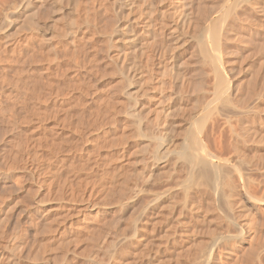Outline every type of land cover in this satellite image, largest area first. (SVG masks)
Returning <instances> with one entry per match:
<instances>
[{"label":"bare ground","instance_id":"1","mask_svg":"<svg viewBox=\"0 0 264 264\" xmlns=\"http://www.w3.org/2000/svg\"><path fill=\"white\" fill-rule=\"evenodd\" d=\"M263 125L264 0H0V264H264Z\"/></svg>","mask_w":264,"mask_h":264},{"label":"rangeland","instance_id":"2","mask_svg":"<svg viewBox=\"0 0 264 264\" xmlns=\"http://www.w3.org/2000/svg\"><path fill=\"white\" fill-rule=\"evenodd\" d=\"M263 130H264V125H263ZM85 253H86V252H85ZM87 254H88V253H86L85 255L87 256ZM85 255H84V256H85ZM84 256H83V257H84Z\"/></svg>","mask_w":264,"mask_h":264}]
</instances>
